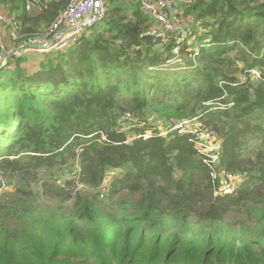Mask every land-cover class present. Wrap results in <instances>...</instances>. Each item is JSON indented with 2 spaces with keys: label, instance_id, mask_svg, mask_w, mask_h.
Instances as JSON below:
<instances>
[{
  "label": "trees",
  "instance_id": "1",
  "mask_svg": "<svg viewBox=\"0 0 264 264\" xmlns=\"http://www.w3.org/2000/svg\"><path fill=\"white\" fill-rule=\"evenodd\" d=\"M34 1L0 0L21 40L68 0ZM105 6L63 50L0 70V264H264V0H192L165 41L138 0ZM181 119L220 140L231 194L188 134L157 128Z\"/></svg>",
  "mask_w": 264,
  "mask_h": 264
},
{
  "label": "built area",
  "instance_id": "2",
  "mask_svg": "<svg viewBox=\"0 0 264 264\" xmlns=\"http://www.w3.org/2000/svg\"><path fill=\"white\" fill-rule=\"evenodd\" d=\"M50 1L35 0L33 3H28L26 9L33 6L38 11H42L48 7ZM138 2L140 11L150 23L146 35L161 41H165L170 36L185 35L187 27L183 25L186 22L183 16V7L189 5L192 0H138ZM105 12V0H68L65 7L42 32L28 37L26 40L22 39L23 44L18 45L11 53L15 56H21L22 54L19 51L22 48H27L28 44L44 48L38 50V52L63 50L72 40L81 35L85 27L101 21ZM85 22L86 25L84 26ZM21 38L15 18L7 15L0 8V65L3 64L6 54L9 53V50H6V43H15ZM4 39H7L6 43ZM49 40H52L50 45H48ZM174 52L176 53L177 50ZM176 62H179V60H176ZM246 73L251 80L258 81L261 78L260 72L256 69H251ZM240 80L243 83L246 81V77L242 76ZM125 118H128V115ZM169 131L188 134L195 148L204 155L206 161L212 167L210 178L217 185L214 189L215 196L229 195L233 192L239 183L238 177L232 173L217 174L213 168L221 149V143L217 137L210 131L201 129L195 124L194 119H181L179 122H175ZM8 190H10L8 181L0 176V196Z\"/></svg>",
  "mask_w": 264,
  "mask_h": 264
},
{
  "label": "rangeland",
  "instance_id": "3",
  "mask_svg": "<svg viewBox=\"0 0 264 264\" xmlns=\"http://www.w3.org/2000/svg\"><path fill=\"white\" fill-rule=\"evenodd\" d=\"M2 9H3V11L4 12H6L7 13V9L6 8H4V7H1ZM186 23V22H185ZM183 25L184 26H186L187 27V25H185L184 23H183ZM188 27H189V23H188ZM43 29V28H42ZM194 40V39H193ZM6 41H7V39H5V43H6ZM23 40H18L17 42H15V43H9L10 44V46H9V48L7 47L6 48V50H9L11 47H16V45L18 44V45H22L23 44ZM188 42L189 43H192V39H189L188 40ZM194 42H195V40H194ZM33 52H36V51H33ZM33 52H30V53H33ZM9 53H11V52H9ZM8 54V53H7ZM6 54V55H7ZM11 55H12V53H11ZM35 55V54H34ZM174 63H178V62H176V61H173V64ZM179 122V121H178ZM157 128H159V131L160 132H162V135H165V134H167L168 133V130H169V128H166V127H164V126H162V124H160L159 123V125L157 126ZM170 132V131H169ZM152 135V132L151 131H147L146 133H145V135L144 136H146V137H144L145 139L146 138H148V137H150ZM10 190H11V188H10ZM10 190H8V191H10ZM68 204L69 203H66V205L68 206ZM225 222L226 223H228L229 225H232L233 224V219L232 218H227L226 220H225ZM15 228V231H17V232H22L23 231V229L21 228V227H14Z\"/></svg>",
  "mask_w": 264,
  "mask_h": 264
},
{
  "label": "crops",
  "instance_id": "4",
  "mask_svg": "<svg viewBox=\"0 0 264 264\" xmlns=\"http://www.w3.org/2000/svg\"><path fill=\"white\" fill-rule=\"evenodd\" d=\"M2 9V8H1ZM3 10V9H2ZM38 11V10H37ZM36 10L34 11V14H36V13H38ZM7 15H9V16H13V17H15L13 14L11 15V14H9L8 12L6 13ZM18 24V23H17ZM187 26H188V23H185ZM19 26V25H18ZM4 41H5V39H4ZM6 45H7V47L9 48V46H10V44L7 42L6 43ZM18 47V44L16 45V47H11L10 49H9V52H11V51H13L15 48H17ZM33 51H37L38 52V50H33V49H31V48H22L19 52L22 54V55H25L26 57H27V59L29 60V62L30 63H32V62H35V55H34V52ZM30 52H33V53H30Z\"/></svg>",
  "mask_w": 264,
  "mask_h": 264
},
{
  "label": "water",
  "instance_id": "5",
  "mask_svg": "<svg viewBox=\"0 0 264 264\" xmlns=\"http://www.w3.org/2000/svg\"><path fill=\"white\" fill-rule=\"evenodd\" d=\"M83 25L85 26V25H86V22H85ZM51 42H52V40H49L48 45H50ZM27 47H28V48H31V49H33V50H42V49H44V48H42L41 46H31V45H29V44H28ZM10 56H11V53H8V54L5 56L4 61H3V64L0 65V70L4 67V65H6V63H7V61H8V59H9Z\"/></svg>",
  "mask_w": 264,
  "mask_h": 264
}]
</instances>
